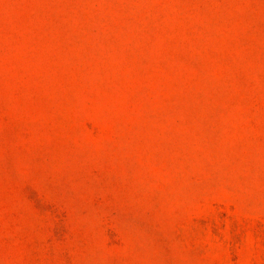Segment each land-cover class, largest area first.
I'll return each mask as SVG.
<instances>
[{
	"label": "rangeland",
	"instance_id": "obj_1",
	"mask_svg": "<svg viewBox=\"0 0 264 264\" xmlns=\"http://www.w3.org/2000/svg\"><path fill=\"white\" fill-rule=\"evenodd\" d=\"M0 264H264V0H0Z\"/></svg>",
	"mask_w": 264,
	"mask_h": 264
}]
</instances>
